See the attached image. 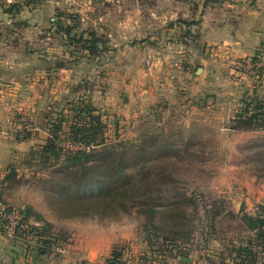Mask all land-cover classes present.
I'll return each instance as SVG.
<instances>
[{
    "label": "crops",
    "instance_id": "1",
    "mask_svg": "<svg viewBox=\"0 0 264 264\" xmlns=\"http://www.w3.org/2000/svg\"><path fill=\"white\" fill-rule=\"evenodd\" d=\"M3 1L0 0V198L21 207L24 204L18 202V197L26 185L25 177L33 173L29 164L34 150L45 143L54 111L66 97L75 96L71 90L78 82H88L83 94L96 106L110 109L124 127L129 116L142 118L150 101L173 92L167 78L181 82L196 78L203 87L226 84L219 67L225 64L223 69L227 68L228 58L252 59L264 51V0H149L154 9H160L150 13L154 16L150 21L161 22L158 26L168 24L166 35L174 40L169 45L161 40L165 28L150 36L147 27H142L148 18L131 16L132 6L141 14L145 0H116L122 17H80L105 38L109 54L105 60L102 54L91 61L82 58L73 66H55L56 56L69 58L68 51L72 49L55 23L63 19L56 16V8H65L67 0H34L18 12H8L9 4ZM166 7L169 10H164ZM178 18L199 21L191 27L199 37L185 46L175 40L180 30ZM175 67L178 73L171 74ZM227 70L230 79L234 69L230 66ZM163 79L166 88L158 87ZM10 174H14L15 182L8 186L6 176ZM89 226L77 225L67 233V229L56 233V246L50 252L39 253L34 235H14L11 239L2 231L0 220V264H107L115 243H129L120 230L108 232L99 224ZM60 234H68L67 239L61 240ZM133 243L125 258L129 254L131 264L148 262L146 243ZM182 255L175 262L167 256V264L196 263L193 256H187L190 261L181 260Z\"/></svg>",
    "mask_w": 264,
    "mask_h": 264
},
{
    "label": "rangeland",
    "instance_id": "2",
    "mask_svg": "<svg viewBox=\"0 0 264 264\" xmlns=\"http://www.w3.org/2000/svg\"><path fill=\"white\" fill-rule=\"evenodd\" d=\"M16 1L22 2V0ZM15 2L14 0L13 2L3 1L7 4ZM144 2V10L141 14L133 10L136 8L132 6L131 16L145 17L146 20L148 18L147 25L142 27H147V33L150 36L157 29L165 28V36L163 35L161 40L165 44L169 45V42L173 44L174 40L169 38L168 34L166 35L168 24L158 26L161 22L157 24L150 21L154 17L150 13H156L160 9H154L155 5H151L149 0ZM117 3L116 0H67L64 10L61 8L59 10L57 7L55 14L57 16L61 13L65 17L68 13H72L79 19L87 17L90 20L95 17H122ZM164 10H169V7ZM67 22L73 23L71 20H66ZM87 28H91L90 23H83L80 20L79 25L73 31L81 33ZM102 38L105 40L104 37ZM175 40L178 39L175 38ZM104 46L105 49L101 55L103 54L105 60V57L109 55L106 51V42ZM56 57L63 61L68 59L63 54ZM254 57L256 56L254 55ZM249 59L251 57L228 58L227 68L223 69L225 64L219 67V71L227 79L226 84L204 85L205 87H203L197 83L196 78L182 80V82L167 78V83L171 85L170 90L173 92L169 91L167 96L160 95L154 101H150L143 117L129 116V123L126 122L124 127H121V121L118 122L110 109H102L91 101L106 125V141L120 139L136 141L143 133L161 131L162 136L159 138L167 137L173 142L175 152H170L171 156L159 158L156 167L171 173L178 185V190L197 197L196 205L191 201H187L183 205V213L189 216L184 224L190 225L193 229L190 243L185 244L177 241L178 248L168 246L171 252L167 249L165 251L159 245L161 239L158 236L161 234L152 233L150 240H155V243L149 244L145 238L146 219L137 213L135 207H131L128 212L121 211L117 215L105 217H63L58 215L49 199L51 191L45 180L48 175L47 171L35 172L31 168L34 172L25 177L26 185L20 190L18 202L25 206L29 205L33 210L39 211V214H43L52 223L53 233L58 234L65 229L67 230L64 233H67L68 229L76 228L77 225L90 228V224H99L108 232L120 230L124 238L129 241L124 247L125 256L122 258L124 262L130 245L136 241L137 243L143 241L149 251L147 255L150 254V257H146L148 262L145 261V264H162L164 262L167 264V256L172 257L175 262L178 255L181 254L179 249L183 255L196 258L195 264H233L234 254L230 251L231 246L238 245L241 239H245L248 234L240 216L243 213L255 215L260 211V205H264V130L233 129L230 126L231 119L238 113L245 112L246 108L252 109V105L259 103L260 100L264 102V83L254 77L257 71L250 67L247 62ZM230 66L234 69V73L228 79L230 74L227 69ZM172 73H178L176 67L172 69ZM200 73L201 71L197 74L200 75ZM86 79H88L87 75ZM165 81L163 79L162 85L158 87H168L165 85ZM94 82L98 86L101 85L100 82L96 83L95 80ZM87 83L78 82L72 86L71 95L75 96L70 98L75 99L76 96L85 94L83 88L87 87ZM253 87L255 91H253ZM73 89L77 90L73 91ZM65 101L66 99L62 101V104H66ZM55 106L52 107L55 108ZM152 106L157 108L155 115L150 113ZM66 109L67 107L64 106V110ZM64 113L66 120L62 126L66 131L67 123L72 117L67 110ZM61 136L64 138L62 133ZM167 187L173 186L169 184ZM165 195L167 194L165 193L163 196ZM167 196L168 199H171L170 195ZM237 201H239L238 207L235 206ZM212 215L213 220L211 221ZM28 221L30 223L34 220L30 217ZM60 235L63 241L68 237V234ZM7 237L14 239L15 236ZM25 237L27 236H23V238ZM262 256L256 264H264V255Z\"/></svg>",
    "mask_w": 264,
    "mask_h": 264
},
{
    "label": "trees",
    "instance_id": "3",
    "mask_svg": "<svg viewBox=\"0 0 264 264\" xmlns=\"http://www.w3.org/2000/svg\"><path fill=\"white\" fill-rule=\"evenodd\" d=\"M32 1H16L9 4L6 10L16 11ZM63 16L57 14V17L73 23H65L63 19L55 23L65 34L66 45L72 49L68 51L67 60L55 59L54 65L73 66L82 58L93 60L100 56L106 42L102 36L94 28L76 33L73 30L79 25V17L72 13ZM176 22L180 28L177 35L179 43L188 44L199 37L195 30H191L193 25L199 24L198 20L178 18ZM65 103L57 106L55 117H51L50 134L45 143L34 150L29 164L35 172H48L45 180L51 191L49 199L57 214L63 217H105L117 215L121 211L128 212L131 207H135L137 213L146 219L145 238L149 244L155 243V240H150L152 233L161 234L158 236L161 239L159 245L165 251L171 252L168 246L178 248L177 241L190 243L193 229L184 224L189 216L183 213V205L187 201L196 205L197 197L178 190L171 173L156 167L159 158L171 156L170 152H175L173 142L167 137L159 138L162 136L161 131L143 133L136 141H106V125L89 97L84 94L75 99L66 97ZM64 106L72 117L66 131L62 126L66 120ZM150 109L152 115L157 114L156 106ZM230 124L233 129L264 130V102L260 100L252 105V109L246 108L245 112L238 113ZM14 178V174L6 176L8 186L15 182ZM169 184L173 187H167ZM165 193L171 199L167 195L163 196ZM259 210L255 215L243 213L240 216L248 234L238 245L231 246L233 264H256L264 255V205H260ZM20 212L15 236L22 238L34 235L38 252H50L58 238L52 232L50 222L29 205L20 207ZM30 217L39 224L29 223ZM2 231L5 232L4 227ZM124 247L126 245L115 243L106 260L107 264H125L122 259ZM179 252L183 253L180 249Z\"/></svg>",
    "mask_w": 264,
    "mask_h": 264
},
{
    "label": "built area",
    "instance_id": "4",
    "mask_svg": "<svg viewBox=\"0 0 264 264\" xmlns=\"http://www.w3.org/2000/svg\"><path fill=\"white\" fill-rule=\"evenodd\" d=\"M7 1L13 2V0ZM255 56V59H249L247 62L250 64L251 68L257 71L254 77L260 79V81L264 83V51L256 53ZM20 217V207L5 202L0 198V220L3 222L4 231L7 236L15 235L16 229L19 226ZM125 264H131L129 254H127Z\"/></svg>",
    "mask_w": 264,
    "mask_h": 264
},
{
    "label": "water",
    "instance_id": "5",
    "mask_svg": "<svg viewBox=\"0 0 264 264\" xmlns=\"http://www.w3.org/2000/svg\"><path fill=\"white\" fill-rule=\"evenodd\" d=\"M235 206H236V207L239 206V201L236 202ZM180 259L183 260V261H190V260H191L190 258H188V257L185 256V255H182V256L180 257Z\"/></svg>",
    "mask_w": 264,
    "mask_h": 264
}]
</instances>
